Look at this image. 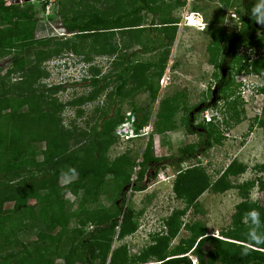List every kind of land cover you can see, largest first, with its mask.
I'll return each mask as SVG.
<instances>
[{
    "label": "rangeland",
    "instance_id": "rangeland-1",
    "mask_svg": "<svg viewBox=\"0 0 264 264\" xmlns=\"http://www.w3.org/2000/svg\"><path fill=\"white\" fill-rule=\"evenodd\" d=\"M148 1L155 14L141 12L129 21L130 25H139L135 28L139 30L114 29L111 30L113 33H106L111 36L110 39L100 36L81 39L72 37L65 33L61 21L63 18L71 20L74 16L91 13H97L102 17H116L140 5L139 0H54L50 3L52 6L44 11L38 5L34 7L35 17L40 23L36 31L38 38L49 36L62 41L67 37L73 38L80 51V55L70 54L42 62L40 70L48 76L42 80L38 79L41 84L47 87L62 86L57 94L60 102H67L82 95L87 96L91 88L82 79L86 76L82 63L83 56L89 57V63L97 66L100 70L99 77H106L107 87L98 99L82 106L65 108L62 113L64 127H68L69 122L74 121L76 130L89 132L90 141L92 129L98 128L103 120L114 121L123 118L122 123L113 131L115 142L102 153L99 161L82 164L79 166L80 170L93 167L102 172L105 169L117 168L119 163L126 162L125 160L141 162L143 152L149 144L150 155L154 160H158L157 165L153 162L150 164L156 169L155 177L150 181L148 178L152 172L150 169L145 170L142 182L146 188L140 192L128 190L129 185L124 184L127 177H130L131 182L136 179L141 169L137 166L119 175L108 173L102 180L90 176L85 186L78 180V172L60 178L55 183L47 180L48 185H53V189L59 194L63 193L64 214L68 218V224L66 222V226L60 232L63 242L60 246L65 248L63 251L65 254L74 248L81 252L82 248L79 244L82 236L91 232L96 224L104 223L102 221L107 220L108 216H116L117 207L124 198V208L132 210L131 221L138 224L137 230L123 238H116L119 229H115L114 234H111L109 255L104 264H109L111 253L117 248L125 246L128 256L133 258L153 244L152 232L165 234L164 222L172 211L184 207L182 202L175 198L172 187L175 176L185 168L198 164L204 168L211 181L216 180L230 163L242 164L246 170L242 175L228 177L233 185L232 189L223 193H213L209 190L197 199L194 207L187 210L179 219L181 227L176 238L170 242L168 252L177 246L180 240L185 241L190 237L191 233L187 227L193 224H199L206 234L218 235L219 238L225 237V234H235L240 225H248L246 217L235 223L236 206L240 202L247 201L264 208L262 165L264 164V93L257 91V88L264 86V26L258 32L252 46L245 45L240 48L238 56L241 61L230 69L232 81L229 88L220 92L216 104L209 107L212 113L216 114V123L205 125L212 136L210 148L201 151V147L196 151L195 158L181 164H170L173 158L178 157L180 149L195 146L200 140L198 135L186 131V117L193 113L194 123L203 125L202 112L197 108L200 104L203 106L204 102L211 100L212 90L220 73L210 61L208 48L213 45L219 61L225 40L239 30L240 23L235 8H241L244 0ZM234 14L236 18L232 17ZM50 17L52 20L49 19ZM185 18H190L187 23L202 24V26L188 27ZM159 44L164 45L153 52L141 53V50ZM244 51L249 53V56L247 55L249 60L258 59L261 64L263 63V69H260L259 73L246 71L238 74V70H243L245 66L242 62ZM132 52H136V56L131 60L134 64L140 63V66H144L150 87L132 83L134 72H130L129 77H126L123 95L119 98L114 97L112 93L114 94L118 84L114 74L125 66L123 57ZM13 54L14 51L5 58H0V64H4L3 74L6 73L7 68H12L10 56ZM19 61L23 63L22 55L19 56ZM135 66H137L135 69L139 68V65ZM161 67H163L162 76L158 77ZM9 78L10 83L19 81L16 74L10 75ZM38 86L40 85L36 82L34 87ZM153 92L156 94L155 97L152 95ZM163 100L167 101L166 106H163L164 103L161 104ZM165 107L169 112L166 113ZM79 111L80 118L76 116ZM142 114L148 116V122L136 132L135 123L141 121ZM119 128L124 130L119 131ZM130 128L138 136L128 140L125 136L129 135ZM73 141L82 142L79 143L80 147L73 145V150L79 156L87 157L94 153L91 143L87 142V135L83 140L76 136ZM120 156L124 157V160L116 161L115 159ZM1 184L0 179V187ZM68 184L82 187L69 192L64 191ZM7 195L0 193L2 208L9 206L3 199ZM82 214H95L97 220H90L88 224L80 223V219L76 216ZM50 222L57 223V220L50 219ZM8 231L4 230L6 234L9 233ZM40 231L39 226L30 230L29 234H18V241L25 248L16 245L12 248L6 247L4 251L14 252L12 256L19 260L24 251L36 255L34 253L40 247L45 255L54 254L56 244L53 240L36 242V235ZM247 233L246 230L242 231V234L247 235ZM189 253L194 255L191 251ZM56 261L62 264V261L55 258ZM153 261L155 259H149L150 264ZM93 264H99V260L94 261Z\"/></svg>",
    "mask_w": 264,
    "mask_h": 264
},
{
    "label": "trees",
    "instance_id": "trees-1",
    "mask_svg": "<svg viewBox=\"0 0 264 264\" xmlns=\"http://www.w3.org/2000/svg\"><path fill=\"white\" fill-rule=\"evenodd\" d=\"M35 1L37 2L28 1L13 4L12 0H8V2L0 0V58H5L14 51V54L10 56L12 68H7L5 74L2 73L4 64H0V179L2 180L0 193L8 194L3 199L9 205L4 208L0 206V264H59L57 261L55 262V258L62 261V264H93L96 260H99V264H104L109 255L111 234H114L115 229H119L116 238H123L137 230L138 224L131 221L132 210L124 208V198L121 200L120 206L117 207L116 216H108L107 220L102 221L104 223L96 224L91 232L82 236L79 244V247L82 248L81 252L74 248L65 254L63 253L65 248L60 246L63 243L60 232L68 221L64 214L63 193L59 194L57 190L53 189V185H48L47 180L55 183L60 178L78 172V180L81 185L85 186L90 176L102 180L108 173L119 175L129 168L137 166L141 169L136 179L131 182L130 177H127L124 184L129 185L128 190L140 192L146 188L142 182L145 170L150 169L152 172L148 178L150 181L156 174L155 167L150 164L153 162L157 165L158 160H154L150 155L149 144L143 152L141 162L125 160L126 162L119 163L117 168L105 169L102 172L93 167L80 170L79 166L82 164L99 161L102 153L115 142L113 131L116 126L122 123L123 118L114 121L103 120L98 128L92 129L90 141L88 140L89 132L76 130L74 121L69 122L68 127H64L62 113L65 108L82 106L98 99V96L103 94L107 87L106 77H99L100 70L97 66L89 63V57L83 56L82 63L86 76H83L82 79L91 88V92L87 96L82 95L67 102H60L57 94L63 88L62 86L47 87L40 83V80L48 76L47 73L40 70L42 62L70 54L80 55V51L77 42L72 40L73 38L67 37L65 41H62L55 37L53 39L50 37V39L49 36L37 37L39 21L35 17L34 7L38 5L44 11L52 5L49 4L50 0L42 4L38 3L39 0ZM139 1L140 5L116 17H102L97 13L78 15L71 20L63 18L62 26L66 34L80 39L97 36L110 39L111 36L106 33H113L111 30L114 29L119 31H124L123 29H127V31L139 30L135 29L139 25H130V19L143 11L155 14L148 0ZM256 3L257 0H244L241 3V8H235L240 27L225 40L219 61L213 45L208 48L210 61L220 73L212 90L214 102H204L200 107V112L216 104L219 93L229 88L232 81L230 69L238 61H241L238 49L245 45L252 46L258 32L263 27L257 24L250 15ZM49 19L52 20L51 17ZM47 22L49 23V20ZM163 45L159 44L143 49L141 53L153 52ZM20 55L24 57L23 63L19 61ZM134 56H136V52L123 57L125 66L114 74L118 84L112 96L119 98L123 95L126 77H129L130 72H134L132 83L148 86L146 70L143 65L140 66V63H133L131 59ZM247 57L246 55L242 57L245 66L243 70H238V74L246 71L259 73L263 69V63L261 64L258 59L249 60ZM31 61L33 62L31 63ZM256 63L258 64L256 65ZM135 65H139L138 67L141 69H135L137 67ZM162 71L163 67H161L158 77L162 76ZM14 74L18 76L19 81L10 83L9 76ZM36 82L40 85L37 88L34 87ZM257 91L264 93V86L257 88ZM152 95L155 97L156 94L153 92ZM238 98L241 101L239 95ZM166 102L163 100L161 104L164 103L163 106H166ZM165 111L167 113V107H165ZM77 114L76 116L80 118L81 112L79 111ZM158 117H161L159 113ZM186 118V131L198 135L200 140L195 146H186L180 149L178 157L173 158L170 164H181L195 158L196 151H199L201 147V151H203L211 146L212 136L205 125L213 123L195 125L194 118H191L190 114ZM147 122L148 116L142 114L141 121L135 123V131L138 132ZM86 135L87 142L91 143L94 153L87 157H81L73 150V145L80 147L79 143L82 142L76 143L73 138L79 136L83 140ZM120 157L115 160H124V157ZM262 165L264 167V164ZM245 170L246 167L242 164L230 163L214 181H211L204 168L198 164L181 170L174 178L172 191L175 198L181 201L184 207L172 211L164 222L165 234H152L153 244L133 258L128 256L125 246L117 248L111 253L109 264H150L149 259H155L152 264H191V260L185 257L189 251L193 252L198 264H264V249L251 251L246 256L242 255L243 245L248 239L246 234H242V231L248 232L249 225H240L235 234H225L223 239H219L206 234L204 228L199 224H193L187 227L191 233L190 237L185 241L180 240L179 244L168 252L170 242L176 238L181 227L179 219L186 214L187 210L194 207L197 199L209 190L213 193H223L232 189L233 185L228 177L242 175ZM24 174L27 176L25 177ZM81 185L68 184L64 191L69 192L82 187ZM241 187L243 188L242 185ZM93 194L96 195L95 192ZM252 209L259 212L261 223L264 225V208L247 201L240 202L236 206L237 211L234 217L237 221L235 223L240 222ZM76 217L80 219V223L88 224L90 220H97L95 214H82V216ZM50 219H56L57 223H51ZM39 226L41 231L36 235V242L53 240V243L56 244L54 254L45 255L40 247L35 251L36 255L24 251L19 260L12 256L14 252L6 253L4 251L6 247L12 248L16 245L25 248L18 241V234H29L30 230ZM4 230H9V233L6 234ZM261 231H264V227L261 228ZM44 248L47 250L46 246Z\"/></svg>",
    "mask_w": 264,
    "mask_h": 264
},
{
    "label": "clouds",
    "instance_id": "clouds-1",
    "mask_svg": "<svg viewBox=\"0 0 264 264\" xmlns=\"http://www.w3.org/2000/svg\"><path fill=\"white\" fill-rule=\"evenodd\" d=\"M250 15L251 18L254 19L257 24L264 26V0H257V3L254 4ZM185 19L189 20L190 18H185ZM239 50L240 48L238 49V53ZM244 52L245 54H242L243 57L244 55L249 56V53L247 51ZM246 219L248 221L249 231L247 233V237H248L247 242L245 245H243V251H242V255L245 256L250 254L251 251L257 249H264V231H261V228L264 227V225H262L261 223L259 212L256 211L255 209L250 210L248 213H246ZM154 233L155 231L152 232V234ZM213 237L219 238L218 235ZM219 239H223V238H219ZM185 257L189 258L192 264H198L196 258L193 255H191V253L186 254Z\"/></svg>",
    "mask_w": 264,
    "mask_h": 264
},
{
    "label": "built area",
    "instance_id": "built-area-1",
    "mask_svg": "<svg viewBox=\"0 0 264 264\" xmlns=\"http://www.w3.org/2000/svg\"><path fill=\"white\" fill-rule=\"evenodd\" d=\"M30 2H32V3H36L37 1H35V0H29ZM47 0H39L38 1V3H40V4H42V3H44V2H46ZM54 0H50L49 1V4L50 3H52ZM48 4V5H49ZM232 17H234V18H236V15L234 14V15H232ZM239 54V53H238ZM215 113H212V111H211V109L210 108H208V109H205L203 112H202V122H204V123H216V120H215ZM122 127V126H121ZM123 127H127V126H123ZM121 129H123L124 130V128H119V131H121ZM130 133H129V135H126L125 136V138L126 139H131V138H133V137H135V136H138L137 134H135L134 133V131H133V129L132 128H130V131H129ZM118 134H119V132H118Z\"/></svg>",
    "mask_w": 264,
    "mask_h": 264
},
{
    "label": "flooded vegetation",
    "instance_id": "flooded-vegetation-1",
    "mask_svg": "<svg viewBox=\"0 0 264 264\" xmlns=\"http://www.w3.org/2000/svg\"><path fill=\"white\" fill-rule=\"evenodd\" d=\"M213 95H214V94H212L211 100L209 101V102H211V103L214 102V99H215ZM209 102H207V103H209ZM203 104H204V103H203ZM199 106L201 107V104H200ZM200 107H198L197 109H199ZM190 117H191V118H194V114H193V113H190ZM195 125H198V124H195Z\"/></svg>",
    "mask_w": 264,
    "mask_h": 264
},
{
    "label": "water",
    "instance_id": "water-1",
    "mask_svg": "<svg viewBox=\"0 0 264 264\" xmlns=\"http://www.w3.org/2000/svg\"><path fill=\"white\" fill-rule=\"evenodd\" d=\"M29 0H12L13 4H19V3H24V2H28Z\"/></svg>",
    "mask_w": 264,
    "mask_h": 264
},
{
    "label": "bare ground",
    "instance_id": "bare-ground-1",
    "mask_svg": "<svg viewBox=\"0 0 264 264\" xmlns=\"http://www.w3.org/2000/svg\"><path fill=\"white\" fill-rule=\"evenodd\" d=\"M187 22H189V20H187L186 23H187ZM187 26H188V27H197V26H202V24H198V25L196 24V25H195V24H193V23H187Z\"/></svg>",
    "mask_w": 264,
    "mask_h": 264
}]
</instances>
